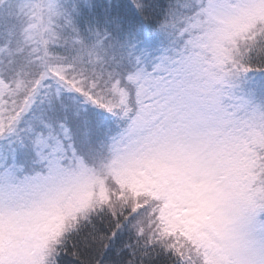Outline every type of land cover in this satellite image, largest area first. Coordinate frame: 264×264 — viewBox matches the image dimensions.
Masks as SVG:
<instances>
[{"label":"snow or ice","instance_id":"obj_1","mask_svg":"<svg viewBox=\"0 0 264 264\" xmlns=\"http://www.w3.org/2000/svg\"><path fill=\"white\" fill-rule=\"evenodd\" d=\"M0 264H264V0H0Z\"/></svg>","mask_w":264,"mask_h":264}]
</instances>
